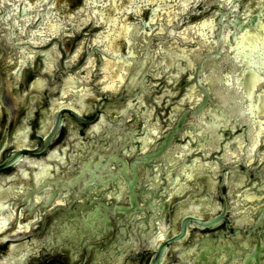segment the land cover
Returning <instances> with one entry per match:
<instances>
[{
  "label": "flooded vegetation",
  "instance_id": "obj_1",
  "mask_svg": "<svg viewBox=\"0 0 264 264\" xmlns=\"http://www.w3.org/2000/svg\"><path fill=\"white\" fill-rule=\"evenodd\" d=\"M27 1L0 0V264H264V83L255 128L221 117L197 66L159 68L173 40L96 50L63 0L35 45Z\"/></svg>",
  "mask_w": 264,
  "mask_h": 264
},
{
  "label": "water",
  "instance_id": "obj_2",
  "mask_svg": "<svg viewBox=\"0 0 264 264\" xmlns=\"http://www.w3.org/2000/svg\"><path fill=\"white\" fill-rule=\"evenodd\" d=\"M9 1H13L9 4L15 9L20 6L15 2L21 0ZM61 2L63 0H37L34 6L28 5L30 11H27V14L32 16H27L26 20L32 23L34 17L35 21H43L40 23L42 27H38L32 35L35 45L38 43V37L44 34L48 37L56 36L64 30L66 16L62 17V13L65 9L67 11L70 9L66 8L67 2L59 6ZM75 2L77 4L73 10L75 15L69 18L70 28L74 33L80 32V26L93 23L92 30L96 33V38L92 40V44L96 50H100L104 45L107 51L116 52L124 36L132 45L133 41L146 38L147 34L152 36L157 31L156 38L173 40L169 47L173 50L176 46L181 52H172L171 49H167L165 53L161 52L164 58L158 64L159 68L167 67V70L171 71V67L174 71L177 66L187 65L177 60L187 59V66L198 67L197 73H193L189 78L203 76L205 84L215 91L218 100L224 104V108H221L223 110L221 117H225L224 114L227 112L233 115L239 109L242 111L241 119H248V122L256 127L254 120L256 117L261 119L259 115L263 109L262 95L260 94V103L258 100L255 105V93L264 83L262 77L264 0H75ZM5 7L7 6L3 3L0 9ZM17 11L25 15V6L21 7V11L19 8ZM76 21H79L77 25L73 23ZM78 56L79 54L76 58ZM167 57H173L174 61L168 63ZM133 59L135 60V58L130 60ZM216 59H222L225 65L232 67L231 71H222L227 87L223 86L220 72L216 70L223 68V62L215 68L213 64L218 63ZM132 64L131 62L129 66ZM114 65L113 61H107L105 73H109ZM126 67L123 65L122 71H127ZM247 76L251 77L253 86L250 94L244 96ZM123 79L124 76L121 74L114 80L113 87ZM182 80L178 83H183ZM199 82L201 83V78ZM205 91L207 102L209 96L208 91L206 89ZM247 102L249 104L245 105ZM214 117L220 116L216 113Z\"/></svg>",
  "mask_w": 264,
  "mask_h": 264
}]
</instances>
